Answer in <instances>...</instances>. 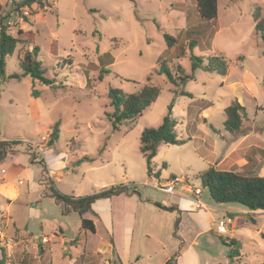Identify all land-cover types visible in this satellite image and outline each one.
<instances>
[{
    "label": "rangeland",
    "instance_id": "1",
    "mask_svg": "<svg viewBox=\"0 0 264 264\" xmlns=\"http://www.w3.org/2000/svg\"><path fill=\"white\" fill-rule=\"evenodd\" d=\"M19 1L0 0V22L7 26V33L13 37L17 36L18 30L30 33L33 44L17 45L13 54L5 58L4 77L0 79V133L4 141L13 142L14 151L28 152L40 165L42 159L45 160L55 174L53 182L47 186H54L55 190L68 196H72V192L88 196L101 188L122 184L132 191V184H128L133 183L142 199L152 195L165 197L157 190L155 180L147 175L139 138L144 129L160 125L172 104L175 132L179 138L192 139L182 145L159 146L152 171L158 172L162 181L172 176L201 187L197 177L203 164L197 158V145L201 146V140L216 146L221 143L209 126L197 119V113L206 104L224 107L230 103L233 90L229 85L239 79L236 63L257 78L264 75V43L254 32L252 18L256 7L261 17L264 16V0H218L217 17L212 23L199 18L195 0H40L29 9L14 11V3ZM192 28L203 33L186 37L185 32ZM209 33H213L210 39ZM166 36L173 38L172 48L168 47ZM33 45L38 47L35 59L40 63L44 77L51 81L50 85L35 81L32 88L30 76H22L19 58ZM181 49H184V55L180 54ZM191 55L202 60L193 71ZM215 58L223 59L229 66L227 79L204 69L208 60ZM163 60L173 75L179 74L180 67L192 79L182 87L170 85L165 76L156 73ZM14 75L18 79L11 78ZM246 84L251 91H256V98L250 99L246 92L245 117L260 125L264 116L255 114L256 106L264 108V86L251 79ZM146 85L161 90L155 102L141 117L113 130L107 117L112 112L108 90L118 89L127 95ZM171 90H184L191 93L192 98L175 96ZM33 92L36 98L32 97ZM234 92L239 93L240 89ZM188 111L189 120H183ZM223 122L224 114L220 113L210 115L208 120L214 129L226 134ZM57 123V141L46 148ZM101 148L104 151L99 154ZM85 156L95 159L77 163ZM64 162L70 172L62 170L60 181H56L58 167ZM1 163L0 169L5 168ZM39 164L36 165L38 168ZM19 180L24 182L23 185H18ZM25 181L27 178L22 175L13 180V185L23 192L27 188ZM38 187L39 193L22 194L18 203H12L10 221L5 217L0 219L5 237L12 240L17 232L21 236L26 233L38 238L42 233L48 236L60 221L65 222V237L70 236L71 230L74 232L72 239L77 237L81 228L79 214L62 215V207L40 195L45 186ZM176 190L182 191L180 187ZM202 197L218 210L244 209L235 203L215 204L206 190ZM256 212L261 215H250L254 225L240 214L233 225L232 221L229 224L235 231V241L241 246V261H234V264H264V211ZM89 213L82 217L88 219L92 215ZM215 214L216 219H226L221 211ZM167 223L162 217L160 226H165L161 228L162 233L155 234L150 240L140 239L144 264H159L156 255H152L151 260L146 256L149 247L153 249L161 240L168 246L176 243ZM188 227L186 233L192 230L190 233L194 236L193 227L190 230ZM202 229L198 223L197 232ZM227 230L228 234L223 237L230 239V226ZM85 232L88 243L94 241L96 244L98 238L105 237L100 227L96 236L89 230ZM217 235L216 230L198 234L194 247L196 264H229L228 248ZM78 239V250H81L85 237L81 234ZM88 243L85 244L87 248ZM59 248L58 244L54 246L51 264H69L68 256L63 254L62 257ZM157 252L158 256L163 255L159 250ZM83 255L85 260L87 254ZM106 262L102 259L97 264Z\"/></svg>",
    "mask_w": 264,
    "mask_h": 264
},
{
    "label": "crops",
    "instance_id": "2",
    "mask_svg": "<svg viewBox=\"0 0 264 264\" xmlns=\"http://www.w3.org/2000/svg\"><path fill=\"white\" fill-rule=\"evenodd\" d=\"M236 65L239 67V79L229 85L233 90L230 103L224 107L212 103L206 104L200 108L197 113V119L203 124L208 125L212 132L215 133V139L217 141L220 140L221 143L220 146H216L201 140V146L199 147V144L197 145V158L203 164L199 172H203L209 166H214L217 170L221 171L264 176V120L261 122L262 124L258 125L256 121L249 120L245 117L243 120L242 132L240 134H230L226 132L224 128L223 130L226 134H223L220 130L214 129L211 124H208L210 115L215 113L224 114V109L232 103V100H236L244 107V96H247L246 92L249 93L248 97L250 99L255 100L256 98V91H251L252 89L250 90L249 87H247L246 82L251 79L259 85L260 82H263L264 75L257 78L246 72L241 64L236 63ZM229 73L230 68L227 65V73L224 79H227ZM235 89H240V92H234ZM260 114L262 117L264 116V108L256 106L255 116ZM186 115V118L182 117L184 118L183 120L189 118V111ZM197 132L200 131L198 130ZM178 139L183 141L182 144H185L192 138L182 139L178 137ZM0 140L4 141L5 139L1 137ZM47 147L50 146L47 145L46 148ZM203 148H205V155L202 151ZM42 153L43 151L41 150V159ZM42 161L43 163L40 165L37 161L31 159V155L28 152L18 149L15 151L13 149L12 153H8L0 160V162H2L1 165L6 166L0 169V219L5 217L7 221H10L11 213L9 208L12 203H18L22 194L39 193L38 186H45V189L40 195L45 197L48 201L54 202L56 206L62 207L64 210L62 215L77 213L69 206L63 205L56 197L49 194L47 184L53 182L55 174L50 170L45 160L42 159ZM37 164L40 165V168L36 166ZM58 168L60 169L56 174V181H60L62 170L70 172L65 162L59 165ZM200 173H198V176ZM22 175H25L27 178V182L25 181L27 183V188L23 192L13 185V180L18 177L20 178ZM148 177L155 180L157 183V190L165 194V197L152 195L148 196L146 199H142L137 185L130 183L128 185L132 184V191L127 189L125 193L112 196L111 198L98 199L91 204L92 212L90 213L92 215H90L88 219L93 222L95 227V231L92 235L96 236L98 234L99 227L105 232V237L98 238L96 244L94 241L91 243L87 242L86 238L88 236L85 230H81V228H79V233L74 239H72L74 236L72 230L69 231L70 236L65 237V222L60 221L57 223L58 226L55 228V231H52L50 235L41 234V237L46 239L45 243L39 240L41 237H31L32 233H26L24 236H21L20 232H17L12 238L13 244L8 247L1 244L0 253L1 250L5 251L9 258V264H51L50 258L54 253V246L58 244L61 250V256L63 257V254L68 256L69 264H97L102 259L103 261H107L106 263L112 264H144L145 257L142 255L143 250L142 246L139 245V241L141 238L150 240L153 237L155 238V234L162 233L161 228H165V226L161 227L160 222L162 217H165L167 222H169L167 225L169 224L170 233L173 232L171 234L176 243L173 245L170 243L168 246L161 242V240L156 243L153 249L151 247L147 249L148 255L146 256L151 260V256L156 255V257L159 258V264H166L171 261V259H174L173 264H196L194 261L195 257H197L194 251V247L197 243L196 238L198 234L204 232L210 234L216 230V224L217 221H219L215 216L217 211H221L225 218H228L230 222L232 221V225L238 214L242 215L241 217L247 216V214L253 216L257 215V217L261 215V213L250 211L245 207L244 209L226 208L225 210H218L202 199L205 190L202 186L195 187L181 178L171 176L169 179L162 181L158 172H154L153 175ZM175 179H178L180 182L174 183ZM23 183L22 180L18 181V185L20 186L23 185ZM171 184L173 186L172 194H168L161 189ZM52 187L54 188V186ZM176 187H180L182 191H177ZM105 188H101L100 190ZM193 188L201 189L202 193L200 198L197 199L193 197L191 193ZM56 191L61 193L58 190ZM84 196L75 195L72 192V197L74 199ZM5 203H7V206H5ZM21 204L25 205V203ZM158 205L162 208L158 207ZM176 222L178 223L176 224ZM198 223L203 226L200 232H197ZM229 226L230 239L235 241V231L231 225ZM152 227L154 229H152ZM187 227L189 230L193 227L194 236L190 233L192 230L186 233ZM81 234L84 235L85 242H83L84 246H81V250H78V248H80L77 243L79 239L76 240V238H79ZM87 243L89 245L88 248L85 245ZM236 245L241 248L240 244L237 243ZM158 250L163 253L162 256H158L159 254L157 255ZM84 253L87 254L85 260L83 258ZM173 254L175 257H173ZM240 257L241 254L239 250L237 256L233 260L239 263L241 261Z\"/></svg>",
    "mask_w": 264,
    "mask_h": 264
},
{
    "label": "trees",
    "instance_id": "3",
    "mask_svg": "<svg viewBox=\"0 0 264 264\" xmlns=\"http://www.w3.org/2000/svg\"><path fill=\"white\" fill-rule=\"evenodd\" d=\"M40 3V0H20L15 2V10L29 9L33 4ZM196 11L200 19L206 23H212L217 17V5L218 0H195ZM254 32L259 35V38L264 43V16L261 17L259 8L256 7L253 15ZM198 28H192L185 32L186 37H190L191 34L197 33V35L203 32ZM213 33H209L208 39L212 38ZM197 38V37H196ZM168 47L172 48L174 42L173 38L165 37ZM19 44L32 45L31 34L17 31V36L13 37L7 33V26L0 22V79L4 77L5 58L13 54L15 48ZM194 43L191 41L190 45L193 47ZM182 50V49H181ZM184 50V49H183ZM180 51L181 55L185 53ZM38 54V47L33 45L30 50H27L22 57L19 58V67L22 70V76H30L33 82L38 81L44 85H50L51 81L44 77L41 70L40 63L36 61ZM264 56V50L262 52ZM201 59L195 56H190L191 70L193 71L198 67L197 62L201 63ZM204 69L209 72H214L222 77L227 73V65L221 58H215L214 60H208V63L204 66ZM178 75H173L166 65V60H163L158 69L157 75L165 76L167 82L177 87H182L189 79H192L191 75H185L181 68H178ZM13 79H18L17 75L12 76ZM264 86V80L262 82ZM161 90L153 85L143 86L142 89L133 94H123L118 89L110 88L108 90L109 105L112 108V112L107 114L110 120L113 130H116L120 125L125 122L136 120L141 117L143 111L151 106L159 96ZM175 96L192 97L189 92L171 90ZM33 98L37 95L33 92ZM171 104L168 107L166 115L162 118V121L158 127H150L144 129L139 138V150L146 161L147 175H153L152 163L157 154V149L161 145H180L183 143L179 140L175 132L176 122L172 118ZM223 128L230 134H240L243 128V120L245 119V109L236 100L227 106L224 111ZM58 123L52 128L48 146H52L56 143L58 137ZM1 138V133H0ZM13 142L0 140V160H2L8 153H12ZM104 151L101 148L99 154ZM94 157L85 156L77 161H94ZM203 189H205L209 195V198L215 204H228L235 203L242 205L250 211H257L259 207H264V176L257 175H244L232 171L217 170L214 166H209L198 176ZM49 194L56 197V199L63 203V205L69 206L72 210L76 211L81 218V230H89L94 233L95 227L91 220L82 217L84 213L92 212L91 204L98 199L111 198L112 196L119 195L126 192V187L123 185L111 186L105 188L99 192H95L91 195L79 197L74 199L72 196L64 195L57 192L52 186L48 187ZM158 207H161L158 205ZM162 208V207H161ZM165 209V208H164ZM171 210V209H166ZM251 214H247L246 218L250 220L251 224H255V221L250 219ZM178 222H176L177 224ZM223 245L228 247V258L230 264H234V258L237 256L240 247L236 244V241L217 235ZM78 240V238H76ZM174 259L166 264H173ZM0 264H9V258L4 250L0 253Z\"/></svg>",
    "mask_w": 264,
    "mask_h": 264
},
{
    "label": "built area",
    "instance_id": "4",
    "mask_svg": "<svg viewBox=\"0 0 264 264\" xmlns=\"http://www.w3.org/2000/svg\"><path fill=\"white\" fill-rule=\"evenodd\" d=\"M178 181V179H175L174 180V183ZM164 192L168 193V194H172L173 193V186L172 184L169 185V186H164L161 188ZM191 193L193 194V197L194 198H200L201 196V189L200 188H193L191 190ZM230 224V220L228 218L224 219V220H219L216 224V231H217V234L218 235H221V236H224V235H227L228 234V230H227V226H229ZM40 241L42 243H45L46 242V239L41 237L40 238ZM0 243L3 245V246H10L12 244V240L11 239H8L5 237V234L3 232V230L1 229L0 227ZM107 264H112V263H107Z\"/></svg>",
    "mask_w": 264,
    "mask_h": 264
},
{
    "label": "water",
    "instance_id": "5",
    "mask_svg": "<svg viewBox=\"0 0 264 264\" xmlns=\"http://www.w3.org/2000/svg\"><path fill=\"white\" fill-rule=\"evenodd\" d=\"M258 209L264 211V207H259Z\"/></svg>",
    "mask_w": 264,
    "mask_h": 264
}]
</instances>
